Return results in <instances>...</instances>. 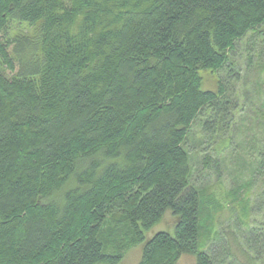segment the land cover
Wrapping results in <instances>:
<instances>
[{
    "label": "trees",
    "instance_id": "1",
    "mask_svg": "<svg viewBox=\"0 0 264 264\" xmlns=\"http://www.w3.org/2000/svg\"><path fill=\"white\" fill-rule=\"evenodd\" d=\"M255 42L253 88L264 0H0V264H119L135 244L139 264H223L200 239L224 205L191 185L184 145L206 117L201 132L217 141L204 166L249 149L253 163L236 155L249 171L231 212L264 216V193L254 208L244 200L264 180V139L232 138L239 124L264 128V91H250L263 105L250 121L248 90L203 88L204 73L229 76ZM169 211L174 233L145 242ZM256 228L242 235L259 257Z\"/></svg>",
    "mask_w": 264,
    "mask_h": 264
},
{
    "label": "rangeland",
    "instance_id": "2",
    "mask_svg": "<svg viewBox=\"0 0 264 264\" xmlns=\"http://www.w3.org/2000/svg\"><path fill=\"white\" fill-rule=\"evenodd\" d=\"M20 26H16V29H19ZM23 29V26H21ZM257 42L250 43L249 46L244 47L243 45L238 47L236 54V65L231 68L230 75L228 72L212 74V73H204L203 78V88L207 90H216L217 81L225 80L229 88H233L237 90V96L242 97L243 91L248 90L255 92L258 94L259 92L264 91V79L262 87H251L254 83L258 84L259 79H257L258 73L253 71H249V59L254 58L258 52L259 48L256 46ZM254 55L250 57L249 55ZM251 69V68H250ZM227 76V77H226ZM236 76L241 78L240 81L236 80ZM224 78V79H223ZM237 81V82H236ZM248 83V84H247ZM247 85V86H246ZM250 92L252 101H249L248 105L244 109L243 116L248 117V120H253V116L263 109L262 102L258 103L260 96H255ZM262 94V93H261ZM245 99L247 98L244 96ZM250 108V111L247 110ZM239 117V116H238ZM206 117H201L200 122L195 124L192 129V133L187 138L185 143V150L188 152L190 157L191 164V185L198 190L202 191L203 196L206 199L212 198L218 202L220 206L224 205V210L219 213L218 217L213 224L208 222L207 228L203 232L202 238L200 239L203 244L207 245V249H212V247L218 249L217 253H221L224 250L227 257L223 260V257L220 256L223 264H264V251L261 250L259 257L256 254V247L254 243H249L248 237L242 235L246 231L248 227H257V233L264 232V216L258 212H252L249 217H242L240 213H232V209H237V203L240 199L235 200V197L231 195V190L238 184L243 183L248 179V173L245 171L246 167L242 164V168L239 167L237 163V154H241L242 162H250L254 159V155L251 154L249 149H238L234 148V153L229 150L227 153H223V156L226 157L227 163L221 166L219 169L213 167V165H209L208 167L204 166L202 163V159L205 155L210 154L214 156L213 149L216 147L215 143L217 141V137L214 138H206L203 132H201V123L206 120ZM250 122L240 125L239 132H233L232 138L233 142H246V144L250 145L249 142H253L258 140L262 142L264 135V128H249ZM205 145V149H202L201 145ZM209 152V153H207ZM249 157H247L245 154ZM255 161V160H254ZM227 171H226V167ZM249 171V169H246ZM227 173L228 177L225 179V174ZM221 176V179L219 180ZM254 192H250L249 194H245L241 196L247 202L253 206L256 205V202L260 199L258 198V194L264 193V180L258 179L255 181L254 187L252 188ZM213 209V207H212ZM211 209V210H212ZM245 215L244 213H242ZM176 226V218L169 211L161 220L159 224L154 226L151 230L147 231L145 234V242H148L152 238H154L160 232H170L174 233ZM208 237L210 238L209 241ZM144 244H135L131 245L125 252V256L121 263L119 264H139L142 261ZM179 264H196V258L192 256H184Z\"/></svg>",
    "mask_w": 264,
    "mask_h": 264
}]
</instances>
